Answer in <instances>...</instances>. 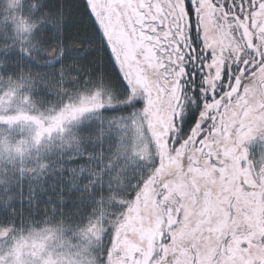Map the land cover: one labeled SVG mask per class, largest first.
Listing matches in <instances>:
<instances>
[{
    "label": "snow or ice",
    "instance_id": "1",
    "mask_svg": "<svg viewBox=\"0 0 264 264\" xmlns=\"http://www.w3.org/2000/svg\"><path fill=\"white\" fill-rule=\"evenodd\" d=\"M264 0H0V264H264Z\"/></svg>",
    "mask_w": 264,
    "mask_h": 264
},
{
    "label": "flooded vegetation",
    "instance_id": "2",
    "mask_svg": "<svg viewBox=\"0 0 264 264\" xmlns=\"http://www.w3.org/2000/svg\"><path fill=\"white\" fill-rule=\"evenodd\" d=\"M245 149L249 160L254 163L259 162L262 158H264V139L256 136L251 141L246 143Z\"/></svg>",
    "mask_w": 264,
    "mask_h": 264
},
{
    "label": "rangeland",
    "instance_id": "3",
    "mask_svg": "<svg viewBox=\"0 0 264 264\" xmlns=\"http://www.w3.org/2000/svg\"><path fill=\"white\" fill-rule=\"evenodd\" d=\"M245 147V146H244Z\"/></svg>",
    "mask_w": 264,
    "mask_h": 264
}]
</instances>
